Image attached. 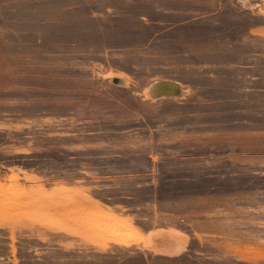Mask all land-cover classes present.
<instances>
[{
    "label": "rangeland",
    "instance_id": "1",
    "mask_svg": "<svg viewBox=\"0 0 264 264\" xmlns=\"http://www.w3.org/2000/svg\"><path fill=\"white\" fill-rule=\"evenodd\" d=\"M0 264H264V0H0Z\"/></svg>",
    "mask_w": 264,
    "mask_h": 264
},
{
    "label": "water",
    "instance_id": "2",
    "mask_svg": "<svg viewBox=\"0 0 264 264\" xmlns=\"http://www.w3.org/2000/svg\"><path fill=\"white\" fill-rule=\"evenodd\" d=\"M114 84L119 83V80H112ZM150 94L153 98L161 97H179L182 94V88L178 83L171 81H158L153 83L150 88Z\"/></svg>",
    "mask_w": 264,
    "mask_h": 264
}]
</instances>
